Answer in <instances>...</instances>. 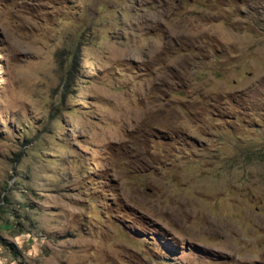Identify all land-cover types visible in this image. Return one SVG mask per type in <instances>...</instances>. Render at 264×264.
<instances>
[{
  "label": "rangeland",
  "instance_id": "obj_1",
  "mask_svg": "<svg viewBox=\"0 0 264 264\" xmlns=\"http://www.w3.org/2000/svg\"><path fill=\"white\" fill-rule=\"evenodd\" d=\"M0 196V264H264V0H0Z\"/></svg>",
  "mask_w": 264,
  "mask_h": 264
},
{
  "label": "trees",
  "instance_id": "obj_2",
  "mask_svg": "<svg viewBox=\"0 0 264 264\" xmlns=\"http://www.w3.org/2000/svg\"><path fill=\"white\" fill-rule=\"evenodd\" d=\"M73 62H74V60H73ZM15 189L16 190L19 189L21 191V193L24 194L23 193V191H24L23 188H21L19 186H16ZM7 205H9L8 200L6 198H1V196H0V215L6 214L7 212H9V209L7 208ZM21 206L23 208H26L27 210L31 211V217H30L31 219H26V221H28L31 224H33L34 223L33 220H34L35 209H37V206L32 203V201L29 199V197H28V195H26V193L24 194V201H23V203H21ZM14 218L20 219L21 217L18 216V214H14ZM23 226H24V223H22L20 221H16L15 225H14V228H18L19 232H24L23 231L24 230ZM6 227H7V229L10 228V224L8 222L6 223ZM19 228H20V230H19Z\"/></svg>",
  "mask_w": 264,
  "mask_h": 264
},
{
  "label": "bare ground",
  "instance_id": "obj_3",
  "mask_svg": "<svg viewBox=\"0 0 264 264\" xmlns=\"http://www.w3.org/2000/svg\"><path fill=\"white\" fill-rule=\"evenodd\" d=\"M220 8V7H219Z\"/></svg>",
  "mask_w": 264,
  "mask_h": 264
}]
</instances>
